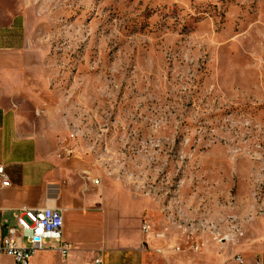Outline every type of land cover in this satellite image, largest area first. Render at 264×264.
I'll list each match as a JSON object with an SVG mask.
<instances>
[{"label": "rangeland", "instance_id": "obj_1", "mask_svg": "<svg viewBox=\"0 0 264 264\" xmlns=\"http://www.w3.org/2000/svg\"><path fill=\"white\" fill-rule=\"evenodd\" d=\"M0 11L21 15L26 42L0 52L2 102L23 132L80 159L87 182L155 199L154 231L178 190L184 208L195 193L213 219L264 214V0H0ZM148 219L144 209L125 220L129 244L91 241L111 264H129L140 238L148 264L201 262L203 248L184 243L155 254ZM173 225L226 239L207 220Z\"/></svg>", "mask_w": 264, "mask_h": 264}, {"label": "crops", "instance_id": "obj_2", "mask_svg": "<svg viewBox=\"0 0 264 264\" xmlns=\"http://www.w3.org/2000/svg\"><path fill=\"white\" fill-rule=\"evenodd\" d=\"M25 43L21 15L6 17L0 11V52L20 50ZM0 162L10 182L9 187H0V238L5 235L6 227L16 226L14 215L23 207H49L62 214V237L70 245L68 255L62 258L46 243L51 249L35 252L29 264H93L94 260H99L100 264H111L110 256L100 252L102 245L106 244L98 245L91 240L100 236L110 242L118 240L116 244L119 245L129 244V237L121 227L127 218L142 216L144 209L149 218L145 223L150 227L145 243L154 253L158 250L157 245L161 244V254L155 253L157 255L182 252L181 243L184 240L173 225L180 215L187 219L207 220L215 224L221 236L229 234L219 243L206 234L204 237L212 243H202L199 249L203 248V252L198 264H204L202 261L205 260L213 264H264V214H253L254 206H249L241 216L223 214L213 219L210 215L213 209L203 204L195 193L190 200L194 201L193 205L189 209L184 208L181 191L178 190L175 206L159 209V230L154 231L152 203L155 199L144 196L145 199L136 202L131 189L119 183L109 184L102 180L93 184L87 182L81 160L63 156L55 145L49 146L45 141L23 132L18 126L17 114L2 102L1 95ZM213 207L216 208V205ZM223 208L220 206L218 209ZM230 217L235 219L240 235L228 230ZM170 230L175 233L179 244L177 240L172 242ZM174 247L180 250L175 251ZM144 248L140 238L134 250H129L126 259L129 264H148ZM234 257L240 262L234 261ZM0 264L13 263L11 258L1 255Z\"/></svg>", "mask_w": 264, "mask_h": 264}, {"label": "built area", "instance_id": "obj_3", "mask_svg": "<svg viewBox=\"0 0 264 264\" xmlns=\"http://www.w3.org/2000/svg\"><path fill=\"white\" fill-rule=\"evenodd\" d=\"M9 186L10 182L4 165L0 162V187ZM14 219L16 226L6 227L5 235L0 238V256L11 258L13 264H29V259L35 252L46 248L51 249L46 246L47 241L54 242L53 248L62 258L68 255L70 245L62 237L63 218L59 210L49 207L41 209L23 207L14 215ZM228 221L234 222V219H228ZM141 227L145 233L150 231L149 225L145 222ZM179 234L184 240V244L188 245V251L197 252L202 246L200 241L203 239L204 233H194L191 227H186V233ZM236 234L240 235V233ZM228 237L224 236V238ZM213 240L221 242V239ZM174 250L179 251L180 248L174 247ZM155 253L161 254V250H155ZM234 261L240 262V259L234 257ZM93 264H100V261L94 260Z\"/></svg>", "mask_w": 264, "mask_h": 264}, {"label": "bare ground", "instance_id": "obj_4", "mask_svg": "<svg viewBox=\"0 0 264 264\" xmlns=\"http://www.w3.org/2000/svg\"><path fill=\"white\" fill-rule=\"evenodd\" d=\"M191 228H192V226H191Z\"/></svg>", "mask_w": 264, "mask_h": 264}]
</instances>
